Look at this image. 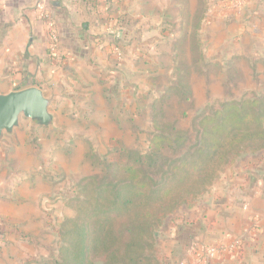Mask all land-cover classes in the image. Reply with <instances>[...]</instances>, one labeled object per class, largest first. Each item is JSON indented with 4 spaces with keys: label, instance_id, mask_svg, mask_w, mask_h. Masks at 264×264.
I'll use <instances>...</instances> for the list:
<instances>
[{
    "label": "crops",
    "instance_id": "obj_1",
    "mask_svg": "<svg viewBox=\"0 0 264 264\" xmlns=\"http://www.w3.org/2000/svg\"><path fill=\"white\" fill-rule=\"evenodd\" d=\"M201 2L0 0V95L39 88L50 101L52 123L32 126L53 132L58 131L60 124L71 138L76 130L74 123L96 124L93 116L101 117L102 124L115 123L123 109L120 98L129 92L124 89L126 81L137 78L140 62L155 58L159 42L183 35L189 42L200 44L204 31L214 42L219 30L229 31L231 38L235 31L241 34L248 30L243 17L221 20L213 16L204 20ZM39 4L51 11L56 22L58 56L51 54L48 28L37 9ZM254 10L250 8V12ZM257 19L264 35V7ZM116 46L123 53L120 62L114 54ZM16 130L8 140L22 139ZM58 149L54 147L51 152L57 154ZM15 150L13 158L19 157L20 148ZM24 150L31 154L37 149L31 143ZM10 158L6 148L0 155V219L5 222L2 230L6 234L2 252L9 264H21L28 254L23 246L29 236L40 237L47 228L53 230L42 204L56 190L44 186L46 183L32 174L24 173V180L19 182L20 175L9 173ZM236 164L224 175L231 179L222 187L218 185L216 194L206 195L209 198L197 203L193 226L175 234L174 245L164 250V264H194L201 246H229L235 240L241 241V253L223 255L210 264H264V159L254 167ZM3 254L0 253V262L4 261Z\"/></svg>",
    "mask_w": 264,
    "mask_h": 264
},
{
    "label": "rangeland",
    "instance_id": "obj_2",
    "mask_svg": "<svg viewBox=\"0 0 264 264\" xmlns=\"http://www.w3.org/2000/svg\"><path fill=\"white\" fill-rule=\"evenodd\" d=\"M201 3L205 20L211 14L210 0H202ZM262 3L261 0H248L244 15L238 18L233 13L223 16L218 10L213 11L212 15L216 19L236 20L243 17L242 21L248 26V30L241 34L235 31L234 38L227 35L229 31L219 30L214 42L209 41L205 31L200 44L189 42L183 35L159 42L155 58L140 62L137 78L133 77V82L131 79L126 81L128 83L124 89L129 92H125L126 96L120 98L124 110L121 109L120 116L117 114L118 120L115 123L102 124L101 117L93 116L100 124L74 123L76 130L71 138L70 133H65V126L61 127L59 124L58 131L50 132L37 124V128L32 126L36 122L32 124L31 120L22 116L19 126L15 128L22 139L18 138L14 142L13 139L8 140L10 134H3L0 155L6 148L9 149L12 162L9 173L20 175L19 182L24 180L25 175H36L40 182L46 183H42L44 186H51L56 190L50 195L51 198L46 196L48 202L44 201L42 204L46 220L50 219L48 221L52 225L51 229L58 230L65 220L76 217L71 200L80 190L78 185L91 176L103 177L106 174V162L126 161L127 157L122 155L133 152L145 155L149 152L154 135L171 134L174 129L173 134L179 133L184 140L180 142L181 147L175 146V149L165 151L166 160L162 163L164 169L165 162L166 167L169 161L190 154L197 148L201 138V124L206 117H213L226 103L243 102L264 95V35L257 19L259 11L264 7ZM252 7L255 10L250 12ZM253 17L255 19L252 21ZM79 128L81 134L77 130ZM31 143L37 150L28 154L24 149ZM17 147L20 148L19 157L13 158ZM54 147L59 148L57 154L51 152ZM263 159L264 151L238 159L223 169L206 195L216 194L218 185L222 187L231 179L224 175L236 163L239 167H254ZM163 169L148 172L154 177H160ZM108 174L111 175L110 179L126 178L122 171ZM205 196L197 203L209 198ZM197 203L179 209L155 232L154 255L161 263L164 264L167 258L164 250H168L175 243V234L185 230L186 226H193L197 216ZM2 222L4 221L0 219V224ZM34 238L29 236V242L23 246L28 254L21 264H34L35 261L57 258L58 237L54 230L47 228L40 237ZM4 241L0 236L1 254L6 247ZM208 246L210 245H203L201 248ZM238 252L241 253V249ZM3 260L0 264L10 263L4 254Z\"/></svg>",
    "mask_w": 264,
    "mask_h": 264
},
{
    "label": "trees",
    "instance_id": "obj_3",
    "mask_svg": "<svg viewBox=\"0 0 264 264\" xmlns=\"http://www.w3.org/2000/svg\"><path fill=\"white\" fill-rule=\"evenodd\" d=\"M201 128L197 148L167 161L166 167L165 162L164 169L165 151L181 147L184 140L174 129L154 135L145 155H122L126 161L106 162V176L82 180L71 200L76 217L58 230L52 227L58 237L57 258L34 264H163L154 255L155 232L179 209L205 196L224 168L264 151V95L224 104ZM160 169V177L148 172ZM119 171L126 178L110 179L109 172Z\"/></svg>",
    "mask_w": 264,
    "mask_h": 264
},
{
    "label": "water",
    "instance_id": "obj_4",
    "mask_svg": "<svg viewBox=\"0 0 264 264\" xmlns=\"http://www.w3.org/2000/svg\"><path fill=\"white\" fill-rule=\"evenodd\" d=\"M49 107L50 101L36 87L0 95V141L4 133L12 134L22 116L40 126H49L52 123Z\"/></svg>",
    "mask_w": 264,
    "mask_h": 264
},
{
    "label": "built area",
    "instance_id": "obj_5",
    "mask_svg": "<svg viewBox=\"0 0 264 264\" xmlns=\"http://www.w3.org/2000/svg\"><path fill=\"white\" fill-rule=\"evenodd\" d=\"M248 0H210V8L209 13H211L209 16H213L214 10H218L217 12H220L223 14V16H226L227 14L233 13L236 17L243 16L244 10L247 6ZM216 7L220 9H216ZM37 9L40 13V16L42 20L45 22L48 33H49V39L51 41L50 44V51L53 56H58L59 54V38L56 31V22L54 18L52 17V13L47 7H45L42 4H39L37 6ZM215 11V12H216ZM114 54L116 56V59L118 62L121 61L123 53L119 46H116L114 48ZM241 247V241L235 240L231 245L225 246L222 244H216V245H210L206 248H202L197 251L195 254L194 264H208L212 262L213 260L226 255V254H234L239 251Z\"/></svg>",
    "mask_w": 264,
    "mask_h": 264
}]
</instances>
